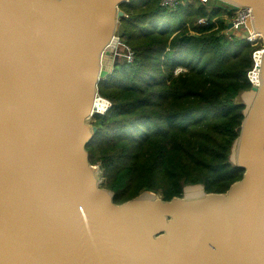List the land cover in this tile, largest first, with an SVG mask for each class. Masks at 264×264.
<instances>
[{
	"label": "water",
	"instance_id": "1",
	"mask_svg": "<svg viewBox=\"0 0 264 264\" xmlns=\"http://www.w3.org/2000/svg\"><path fill=\"white\" fill-rule=\"evenodd\" d=\"M127 2L0 0V264H264V53L230 154L241 180L120 205L103 188L87 146ZM206 5L249 8L264 41V0Z\"/></svg>",
	"mask_w": 264,
	"mask_h": 264
},
{
	"label": "trees",
	"instance_id": "2",
	"mask_svg": "<svg viewBox=\"0 0 264 264\" xmlns=\"http://www.w3.org/2000/svg\"><path fill=\"white\" fill-rule=\"evenodd\" d=\"M120 9L129 51L99 84L111 107L94 117L98 131L87 146L103 188L118 205L144 192L170 200L195 185L226 192L243 177L230 154L245 109L236 100L251 90L256 48L223 34L230 11L199 0L175 8L129 0Z\"/></svg>",
	"mask_w": 264,
	"mask_h": 264
},
{
	"label": "built area",
	"instance_id": "3",
	"mask_svg": "<svg viewBox=\"0 0 264 264\" xmlns=\"http://www.w3.org/2000/svg\"><path fill=\"white\" fill-rule=\"evenodd\" d=\"M199 1L204 4H208L210 2V0H199ZM179 2L180 0H162V6L175 8L178 6ZM230 16L232 17V19L229 24L232 25V28L228 29L229 34L235 30H240L243 28L246 29L245 31H247L248 36L245 38V41L252 46H260L259 49L255 51V53H260V54L264 53V41L262 39V36L255 33L251 26L252 17H251L250 9L238 8L235 11H231ZM180 71L181 70H176V75Z\"/></svg>",
	"mask_w": 264,
	"mask_h": 264
},
{
	"label": "rangeland",
	"instance_id": "4",
	"mask_svg": "<svg viewBox=\"0 0 264 264\" xmlns=\"http://www.w3.org/2000/svg\"><path fill=\"white\" fill-rule=\"evenodd\" d=\"M195 1H198V0H187V2L189 3V4H191V3H193V2H195ZM229 15V13L228 14H226V15H224V19L227 21L226 23H227V27H226V29L223 31V34L227 37V38H229V39H231L230 37H234V38H237L238 40H245V38L248 36V33H247V31H245L246 29H240V30H235V31H233V32H231L230 34H229V32H228V25H229V23H230V21H231V19H232V17ZM233 16V15H232ZM212 22H216V19H214ZM198 24L199 25H203V26H205V25H207L208 24V22H207V20H199L198 21ZM215 30H217V29H215ZM190 34L191 35H194V33L191 31L190 32ZM253 47H255L256 48V51L259 49V47L260 46H253ZM124 49L126 50V51H129V49H127L126 47H124L122 44H121V42H120V44H119V46H118V49L115 51V53L113 54V56L116 58V62H115V64H114V66H113V70H114V67L118 64V62H119V60L121 59V58H123V52H124ZM127 58L129 59V61H131V59H133V54L132 53H129V54H127ZM254 66H255V64H254ZM113 72V71H112ZM175 75H176V72H175ZM237 103H239V104H244L245 103V96L243 97V93L240 95V96H238V98H237ZM95 168H96V170L97 171H101V173H102V177H103V171H102V169H101V166L100 165H95ZM103 179H104V177H103ZM105 179H104V184H105Z\"/></svg>",
	"mask_w": 264,
	"mask_h": 264
},
{
	"label": "bare ground",
	"instance_id": "5",
	"mask_svg": "<svg viewBox=\"0 0 264 264\" xmlns=\"http://www.w3.org/2000/svg\"><path fill=\"white\" fill-rule=\"evenodd\" d=\"M245 100L247 101V102H251L252 100H253V95H251V94H247V95H245ZM194 192H200V190L199 189H194L191 193H194Z\"/></svg>",
	"mask_w": 264,
	"mask_h": 264
}]
</instances>
